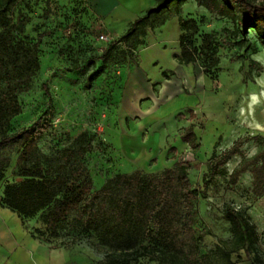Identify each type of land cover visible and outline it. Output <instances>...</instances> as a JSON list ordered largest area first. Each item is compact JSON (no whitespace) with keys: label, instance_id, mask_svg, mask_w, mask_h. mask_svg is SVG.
Instances as JSON below:
<instances>
[{"label":"rangeland","instance_id":"rangeland-1","mask_svg":"<svg viewBox=\"0 0 264 264\" xmlns=\"http://www.w3.org/2000/svg\"><path fill=\"white\" fill-rule=\"evenodd\" d=\"M154 1L15 0L9 4L0 0V8H7L3 13L7 29L25 48L42 31H49L37 43L38 68L17 92L20 110L3 127L10 134L32 125L34 133L0 147L4 165L0 264H100L109 246L99 243L94 234L69 243L65 229L50 236L44 212L22 217L2 204L4 186L22 179L17 159L31 138L36 155L54 171L60 170L62 150L84 146L88 140L90 149L83 161L93 189L118 173H156L180 161L199 192L194 225L200 251L213 252L219 264L229 263L218 248L231 239L223 215L224 202H230L255 225L259 260L264 264V193L253 196L249 172L240 174L233 186L227 184V175H216L206 188L203 185L212 152L218 155L236 139H243L244 157L233 156L225 164L230 173L257 150L245 138L264 135V46L249 29L241 44L222 42L224 30L232 29L231 21L195 0H185L181 13L198 27L193 37L196 46L205 33L217 40L215 67L205 69L201 57L178 65L180 28L173 5L158 16L151 15L127 43L111 45ZM102 52L106 54L100 57ZM248 58L263 65L258 75L254 69L247 75ZM43 82L49 95L41 87ZM0 90L7 91L2 78ZM189 126L195 134L193 147L181 139ZM40 251L43 260L36 258ZM230 261L251 264L242 250L239 255L232 253ZM139 264L157 263L143 260Z\"/></svg>","mask_w":264,"mask_h":264},{"label":"trees","instance_id":"trees-1","mask_svg":"<svg viewBox=\"0 0 264 264\" xmlns=\"http://www.w3.org/2000/svg\"><path fill=\"white\" fill-rule=\"evenodd\" d=\"M14 1L6 0L9 4ZM184 1L155 0L111 45L120 41L127 43L139 28L148 23L151 15L158 16L173 5L180 28L179 52L175 55L177 62L186 65L201 57L205 69L215 67L218 64V42L211 33H205L199 46L194 44L198 27L194 21L182 16ZM195 1L231 21L232 29L224 30L222 42L241 44L249 29L256 41L264 46V0ZM5 6L0 8V78L5 81L7 91L0 90V147L34 133L32 125L10 134L3 132V127L20 110L17 92L24 88L26 80L38 68L37 43L49 33L48 30L42 31L32 46L25 48L7 29L8 22L3 14L7 10ZM239 35L240 40H235ZM255 50L253 47L252 51ZM105 54L102 52L100 57ZM248 67L247 75L252 69L255 75L263 70V65L252 58H248ZM41 87L49 95L46 82ZM181 139L194 146L195 134L190 126ZM247 139L256 144L257 150L230 173H227L225 164L233 156L244 157L243 139H236L218 155L212 152L208 170L203 175L204 188L216 175H227V184L233 186L240 174L247 171L253 196L264 193V135L254 134ZM89 149L87 140L84 146L62 150L60 170L54 171L36 155L34 138L27 140L17 159L22 179L4 186L2 204L22 217L44 212L46 232L56 237L65 229L69 243L94 234L99 243L109 245L102 252L100 264H139L143 260L156 261L157 264H219L213 252L200 251V237L194 225L199 192L191 186L185 164L177 161L172 168L150 174L140 171L118 173L100 188L93 189L89 169L83 161ZM3 170L4 165L0 162V179ZM223 215L229 223L231 239L218 248L222 258L233 264L230 255H239L242 250L251 264H263L259 260L255 225L230 202H224Z\"/></svg>","mask_w":264,"mask_h":264},{"label":"crops","instance_id":"crops-1","mask_svg":"<svg viewBox=\"0 0 264 264\" xmlns=\"http://www.w3.org/2000/svg\"><path fill=\"white\" fill-rule=\"evenodd\" d=\"M151 6H152V5H151ZM148 7H150V6H148ZM148 7H147V8H148ZM145 10H146V9H145ZM176 62H177V60H176ZM177 63H178V62H177ZM178 65H182V64H179V63H178ZM168 78H169V76H164V80H165L166 82H168V81H167ZM163 87H164V86H163ZM166 87H167V86H165L164 89H165ZM42 254H43V251H40V252L36 253V256H37L36 258H37V260H38V259H42V260H43V258L41 257ZM29 263H30V262H29ZM29 263H28V264H29ZM42 263H43V264H48L47 261H46V262H42ZM34 264H38V263H34Z\"/></svg>","mask_w":264,"mask_h":264},{"label":"built area","instance_id":"built-area-1","mask_svg":"<svg viewBox=\"0 0 264 264\" xmlns=\"http://www.w3.org/2000/svg\"><path fill=\"white\" fill-rule=\"evenodd\" d=\"M101 40H106V38L104 37V35H100L99 36Z\"/></svg>","mask_w":264,"mask_h":264}]
</instances>
